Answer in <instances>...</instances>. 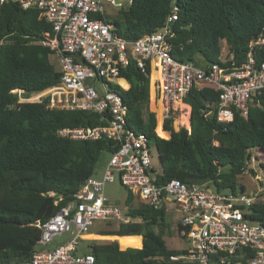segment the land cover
<instances>
[{"label": "trees", "instance_id": "trees-1", "mask_svg": "<svg viewBox=\"0 0 264 264\" xmlns=\"http://www.w3.org/2000/svg\"><path fill=\"white\" fill-rule=\"evenodd\" d=\"M123 1L126 5L119 10V21L107 20L129 42L161 29L175 11L176 20L166 39L174 60L222 68H239L249 55L257 65L264 62V0ZM48 29L37 10L24 11L12 3L0 6V264L27 261L40 237L34 224L44 223L72 202L82 184L94 176L102 153L113 154L117 149L106 139L71 141L57 136L64 127L103 125L100 116L49 110L45 102L18 104L11 93L15 89L26 95L41 92L59 80L49 61L51 52L41 44L40 34ZM222 41L228 53L224 62ZM120 76L129 89L115 86L111 90L126 106L127 127L154 145L161 167L156 184L176 179L188 186L206 185L214 192L234 193L250 152L264 154V91L253 98L245 118L235 114L231 123L219 124L218 92L192 89L184 99L190 108V129L175 132L172 121H166L163 131L160 124L156 128L155 114L149 111V68L142 73L131 62ZM157 129L164 136L168 132L170 138L158 137ZM260 166L264 169V157ZM240 191L244 192L242 186ZM134 199L128 193L125 216L131 223H119L115 230L97 234L121 237L118 244L93 242L88 248L94 264H190L171 260L185 250L166 247V207L155 209L138 198L132 206ZM249 220L264 229V200L250 207ZM139 236L142 248L127 249L141 247Z\"/></svg>", "mask_w": 264, "mask_h": 264}, {"label": "built area", "instance_id": "built-area-1", "mask_svg": "<svg viewBox=\"0 0 264 264\" xmlns=\"http://www.w3.org/2000/svg\"><path fill=\"white\" fill-rule=\"evenodd\" d=\"M103 2L118 11L126 5L114 0H0V6L12 3L24 11H38L49 28L41 32V44L49 49L59 66L55 85L27 95L22 90H12L17 103L45 102L49 110L98 115L105 122L103 125L64 127L58 129L57 136L71 141L106 139L117 148L105 164L100 180L88 178L72 202L44 223L34 224L40 237L29 259L20 264H94L91 254L79 251L92 222L118 221L124 225L132 222L120 209L108 206L104 197L105 184L115 176L134 198L155 209L170 203V212L179 215L178 234L188 247L184 255L172 257V261L243 264L245 260V264H264V229L249 220L250 207L264 200V184L250 168L256 162L260 164L264 154L260 150L255 155L250 152L240 175L252 174L258 182L253 194L245 190L218 193L206 185L188 186L176 179L156 184L158 173L151 164V145L142 134L127 127L126 106L111 90L115 86L124 91L129 89L120 74L133 62L142 73L148 67L149 77L156 74L153 101L159 109L163 130L164 123L172 121L176 113L190 109L184 103L189 92L202 88L218 92L216 121L229 124L235 114L245 118L253 98L264 91V62L257 65L251 55L239 68L178 62L172 58L166 41L170 25L176 20L175 11L161 29L129 42L104 16ZM120 81L128 87L124 88ZM63 235L68 236L63 244L49 250L38 249Z\"/></svg>", "mask_w": 264, "mask_h": 264}, {"label": "rangeland", "instance_id": "rangeland-1", "mask_svg": "<svg viewBox=\"0 0 264 264\" xmlns=\"http://www.w3.org/2000/svg\"><path fill=\"white\" fill-rule=\"evenodd\" d=\"M116 4H124L123 0H114ZM102 8L104 12V16L106 19L112 21H119V11L118 9L113 8L112 6L106 4L105 2L102 3ZM228 59V53H227V46L224 41L221 42V61H225ZM49 61L54 67L56 71H59V66L56 61V59L52 56L49 57ZM156 77L154 74H151L150 76V83H149V111L155 114L156 118V128L158 124H160L161 127V117L159 113V109L155 108V102L153 101L154 97V89L152 87L153 80H155ZM158 109V110H157ZM187 115L190 116V109L185 110V111H180L176 113L175 117L172 120V128L175 132L179 131L180 128H185L187 130L190 129L189 125V118ZM186 118V119H185ZM185 121V122H184ZM161 129H157V133L159 134L158 137L161 139L168 140L169 139V133L168 135H163L160 131ZM163 130V129H162ZM164 131V130H163ZM156 132V129H155ZM152 148L151 152V164L153 166V169L156 173H160L161 167H160V162L158 158V154L155 151L154 145L150 144ZM252 155L256 154V151H251ZM111 154L108 152L102 153L100 156L97 164H96V169H95V174L93 178L100 180L102 178L103 172H104V166L110 159ZM250 172L253 173V175L257 176L264 184V169L261 168L259 163H255L251 168ZM238 185L236 187V193L240 191L241 186H243L245 192L248 194H253V192L256 190L257 186L259 185L258 182L254 179L252 174H246L244 176H239L238 177ZM128 192L127 190L121 186L119 179L117 176L114 177L112 182H108L105 184L104 187V197L107 199V205L111 207H117L120 209L124 214L127 211V206H126V199H127ZM136 199H134V202L132 206H135L136 204ZM139 200V199H138ZM167 209L168 207L170 208V203H167ZM167 222L169 223V231L166 233L164 236V241L166 244V247L169 250H186L188 247L187 241L182 238L178 234L177 230V225L179 223V215L170 212L168 209L167 211ZM119 225L118 221H103V220H96L92 222V225L89 227L87 234H99L102 231L105 230H115L117 226ZM93 237V238H91ZM68 238L67 235H63L62 237H57L54 239L53 243L51 245H48L47 247H40L38 249L41 250H49L56 245H61L65 242V240ZM118 238L121 237H116V236H88L85 238L84 241L81 242V246L79 247V251L82 253H86L88 251V248L90 247L91 244L97 243V244H104V243H110V242H116L118 244L119 240ZM124 238V237H122ZM136 238V237H135ZM140 238V237H137ZM118 241V242H117ZM140 245H141V238H140ZM139 245V247H140ZM119 247V245H118ZM120 249V247H119ZM127 249H139L137 247H130ZM121 251H124L120 249ZM126 250V249H125Z\"/></svg>", "mask_w": 264, "mask_h": 264}, {"label": "crops", "instance_id": "crops-1", "mask_svg": "<svg viewBox=\"0 0 264 264\" xmlns=\"http://www.w3.org/2000/svg\"><path fill=\"white\" fill-rule=\"evenodd\" d=\"M154 81H155V80H153V83H154ZM153 83H152V85H153ZM152 87H153V86H152ZM167 133H168V132H167ZM166 214H167V213H166ZM166 219H167V217H166ZM177 230H178V225H177ZM88 236L90 237V236H98V235H96V234H95V235H94V234H86V235L84 236V240H85V238L88 237ZM139 237H140V236H139ZM140 238H141V240H142V237H140Z\"/></svg>", "mask_w": 264, "mask_h": 264}, {"label": "water", "instance_id": "water-1", "mask_svg": "<svg viewBox=\"0 0 264 264\" xmlns=\"http://www.w3.org/2000/svg\"><path fill=\"white\" fill-rule=\"evenodd\" d=\"M169 138H170V136H169ZM142 245H143V244H142V240H141V247H140L139 249H141V248H142Z\"/></svg>", "mask_w": 264, "mask_h": 264}, {"label": "bare ground", "instance_id": "bare-ground-1", "mask_svg": "<svg viewBox=\"0 0 264 264\" xmlns=\"http://www.w3.org/2000/svg\"><path fill=\"white\" fill-rule=\"evenodd\" d=\"M155 76H156V74L155 73H153ZM186 119V118H185ZM185 122V121H184ZM128 248H130V247H128Z\"/></svg>", "mask_w": 264, "mask_h": 264}]
</instances>
